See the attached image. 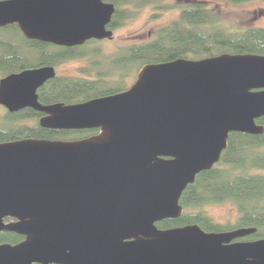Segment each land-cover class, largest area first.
<instances>
[{"label":"water","instance_id":"1","mask_svg":"<svg viewBox=\"0 0 264 264\" xmlns=\"http://www.w3.org/2000/svg\"><path fill=\"white\" fill-rule=\"evenodd\" d=\"M114 11L103 0H0V27L80 45L110 38ZM54 76L42 66L1 77L0 105L44 112V128L98 132L0 142V230L24 236L0 244V264H264V237L237 240L256 228L156 225L182 214V191L230 132H264V55L146 63L123 91L43 105L36 90Z\"/></svg>","mask_w":264,"mask_h":264},{"label":"trees","instance_id":"2","mask_svg":"<svg viewBox=\"0 0 264 264\" xmlns=\"http://www.w3.org/2000/svg\"><path fill=\"white\" fill-rule=\"evenodd\" d=\"M115 7L109 27L123 25L142 5L154 0H103ZM156 1V0H155ZM161 1V0H159ZM240 3L250 0H227ZM164 8H166L164 6ZM163 9V7H156ZM214 10L201 2L180 7L176 20L160 27L155 36L142 43L123 45L120 53L96 55L82 76L55 75L37 90V100L43 105L76 103L125 90L122 79L129 71L137 72L146 63H157L176 58L199 59L220 53L264 55V27H246L233 30L223 27ZM97 40H90L87 43ZM82 52L83 46H80ZM99 50V49H98ZM93 54H99V51ZM52 44L25 39L17 26L0 27V76L30 69L55 65L64 58L80 55L76 51L55 53ZM128 68V70H125ZM133 73V74H135ZM1 106V105H0ZM3 107V106H2ZM41 113L24 107L9 112L3 107L0 114V142L23 138L73 140L83 138L97 129H48L38 124ZM256 123L264 126V116ZM230 201L237 217L234 222L215 221L203 206ZM179 203L183 207L177 218L156 223L166 229L187 224H198L207 232H219L238 227H253L255 231L237 240L264 237V132L249 134L230 132L227 145L219 161L210 169L199 172L192 183L182 191ZM18 234L0 231V243L15 242Z\"/></svg>","mask_w":264,"mask_h":264},{"label":"rangeland","instance_id":"3","mask_svg":"<svg viewBox=\"0 0 264 264\" xmlns=\"http://www.w3.org/2000/svg\"><path fill=\"white\" fill-rule=\"evenodd\" d=\"M194 2H201L214 10L220 18V25L231 31L251 26L264 27V0H250L240 3H232L227 0H154L137 8L132 17L114 29L113 39L97 40L83 46L84 52L92 53L89 56L88 66L91 60L98 58L96 55L99 54H93V51L96 52L99 49L98 51L101 53L116 54L115 50H119L123 45L147 41L155 36L160 27L177 19L181 6ZM158 6L163 7V9H156ZM88 66L85 62L69 60L59 66L58 74L75 76L81 69L88 68ZM133 73L135 72L129 71L127 76L122 79L127 88L135 81L132 80ZM2 112L3 107L0 106V114ZM203 209L215 221L225 222L228 220L234 222L237 217L236 208L230 201L209 203L204 205Z\"/></svg>","mask_w":264,"mask_h":264},{"label":"flooded vegetation","instance_id":"4","mask_svg":"<svg viewBox=\"0 0 264 264\" xmlns=\"http://www.w3.org/2000/svg\"><path fill=\"white\" fill-rule=\"evenodd\" d=\"M6 26H17V24L16 23H12V24H8V25H6ZM5 27V26H4ZM17 28H18V26H17ZM107 28L108 29H111L112 30V36L110 37V38H107L108 40H110V39H113V30L114 29H116V28H111V27H109V24H108V26H107ZM19 29V28H18ZM19 31H20V29H19ZM20 33L22 34V36L25 38V39H28V38H26L24 35H23V33L20 31ZM28 40H37V39H28ZM90 40H96V39H90ZM90 40H87V41H85L84 43H82V44H80V45H72V46H65V45H56V44H52V43H49V44H52L53 45V47L55 48V49H58V51H55V53H58L59 51H63V50H71V53L70 54H74L76 51L78 52V54L80 53V55H75V56H71V57H67V58H64L63 60H61L60 62H58L57 64H55V65H47V66H52L53 68H54V70H55V75H65V74H58V68H59V66H62L66 61H73V60H78V61H81V62H85V63H87V66H88V62H89V56H91L92 55V53L91 52H82V50H81V48H79L80 46H85L86 44H87V42L88 41H90ZM101 40H106V39H101ZM37 41H40V40H37ZM41 42H44V41H41ZM45 43H48V42H45ZM117 53H120V52H118L117 50H115ZM106 53V52H105ZM105 53H99V55H103L104 57L106 56V55H113L112 53H107V54H105ZM116 53V54H117ZM76 54V53H75ZM41 67V66H40ZM32 68H37V67H32ZM32 68H30V69H32ZM29 69V68H28ZM131 72H132V70H131ZM69 76H71V75H69ZM75 76H82V74L81 73H77V75H75ZM136 76H137V72L134 74V77H133V81L136 79ZM1 78V77H0ZM48 80V79H47ZM132 81V82H133ZM132 84V83H131ZM130 84V85H131ZM127 88V87H126ZM125 88V89H126ZM38 89V88H37ZM41 114L37 117V121L39 120V118L40 117H42V116H44V115H46L44 112H40ZM98 132V129L95 131V132H93V133H91V134H94V133H97ZM91 134H89V135H91ZM88 135V136H89ZM86 137V136H85ZM3 222L4 223H10V222H14V221H16V219L15 218H13V217H9V216H7V217H4L3 219ZM0 231H2V230H0ZM13 232V231H12ZM16 233V232H15ZM16 234H18V233H16ZM18 236H19V239L17 240V241H15V242H3V243H9V244H16V243H19V242H21L23 239H24V236L23 235H21V234H18ZM1 244V243H0ZM36 264H39V263H36ZM51 264H54V263H51Z\"/></svg>","mask_w":264,"mask_h":264}]
</instances>
